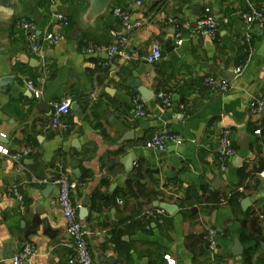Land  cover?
<instances>
[{
	"label": "crops",
	"instance_id": "crops-1",
	"mask_svg": "<svg viewBox=\"0 0 264 264\" xmlns=\"http://www.w3.org/2000/svg\"><path fill=\"white\" fill-rule=\"evenodd\" d=\"M89 1L15 0L3 6L0 0V81L11 80L0 91V146L8 151L0 153V264H13L26 244L34 248L30 264H68L71 239L54 183L61 172L76 185L72 199L94 264H167L165 256L175 264H264V109L250 108L264 90V26L251 27L248 61L242 44L243 16L264 11V0H113L88 25L83 16ZM206 8L217 24L214 37L196 31ZM115 9L128 12L136 27L125 30ZM57 12L69 19L68 29L52 23ZM21 20L35 26L39 39L55 32L62 42L33 54ZM120 37L127 38L124 58L86 53ZM154 45L162 59L151 66L146 58ZM209 77L227 80L230 90L213 94L204 84ZM137 81L153 98L142 100ZM159 94L169 98V107ZM136 95L144 103L143 118L135 112ZM66 99L72 101L67 130L44 131L52 104ZM163 129L183 142L163 152L145 148ZM224 130L231 132L237 155L222 171ZM242 136L248 137L245 150ZM128 154L135 157L130 172L123 163ZM157 203L175 210L164 212ZM211 229L219 233L213 250ZM235 239L243 246L238 257L232 254ZM8 251L12 258L4 260Z\"/></svg>",
	"mask_w": 264,
	"mask_h": 264
},
{
	"label": "built area",
	"instance_id": "built-area-1",
	"mask_svg": "<svg viewBox=\"0 0 264 264\" xmlns=\"http://www.w3.org/2000/svg\"><path fill=\"white\" fill-rule=\"evenodd\" d=\"M51 3L54 0H49ZM142 2H137V5H141ZM114 16L119 19L122 26L125 30L130 31L132 28L136 27L131 24L130 14L121 9H115L113 11ZM244 22L247 27V32L242 41L243 45L247 46V61L249 60L252 54V43L253 36L251 33V27L256 25L259 28L264 26V11L251 10L249 13H246L243 16ZM52 23L55 24L60 30L68 29L70 27L69 19L62 13H55L52 15ZM169 25L174 24L173 20L168 21ZM196 31L202 35L209 37H214L216 31V21L209 9H205L202 16L195 22ZM18 27L22 30L28 41L33 54H38L43 45L48 47H55L59 45L63 37L55 32H47L42 39H39L37 36L36 28L33 24L26 20H21L18 23ZM126 44L127 38L120 37L114 44L108 47H90L86 50V53L89 55L104 54L107 58H124L126 56ZM179 46L182 45L181 41L177 43ZM162 59V50L159 45H154L146 58V62L149 65H155ZM246 64V62H245ZM245 64L237 68L236 73H242L245 68ZM204 84L208 86L211 92L215 95H222L227 93L230 90V83L224 79H215L212 77L206 78ZM28 90L32 93L35 99H40L41 93L35 89L31 82L27 83ZM157 98L163 103L165 107L170 106L169 98L163 94H159ZM133 105L135 108L136 115L138 117H145L146 111L144 108V103L138 95L133 97ZM72 108V101L66 99L60 102H54L52 104V110L43 125V130L48 132H65L67 130V125L65 123V118L69 115ZM250 108L252 111L258 112L264 109V90L261 94L254 98L250 103ZM257 131L255 134H259ZM183 142L181 138L172 134L168 130H161L157 134L153 135L145 144V148L149 150H154L158 152H163L166 149L168 144L179 145ZM0 153L7 155L8 151L3 149L0 146ZM219 162L221 163L222 171H225V164L228 160L237 155V150L233 145L231 139V132L229 130H224L219 138V147H218ZM18 162L19 156L14 157ZM260 178L264 180V170L260 173ZM46 183V181H43ZM58 187V204L62 211V215L67 223V234L71 239V249L72 257L69 259L68 264H94L91 254L87 245V231L83 227V224L80 222L77 216V207L72 199V192L75 189L76 185L70 180V178L65 173H59L58 178L54 182ZM243 189L239 188L237 192H242ZM7 194L17 195L15 190H9ZM222 204H226V201H222ZM160 213V212H158ZM161 214V213H160ZM148 216L153 217L154 213H148ZM148 228V227H147ZM219 233L211 229L209 231V247L214 249L217 244V237ZM34 255V248L30 244L24 246L23 251L13 259V264H30V259ZM167 264H175L169 256H165Z\"/></svg>",
	"mask_w": 264,
	"mask_h": 264
},
{
	"label": "water",
	"instance_id": "water-1",
	"mask_svg": "<svg viewBox=\"0 0 264 264\" xmlns=\"http://www.w3.org/2000/svg\"><path fill=\"white\" fill-rule=\"evenodd\" d=\"M15 0H2V4L3 6H6L7 4H12ZM113 0H90L89 1V7L86 10V12L84 13L83 19L84 22L88 25H91L95 22V20L101 16H104L107 12V9L109 8V6L111 5ZM146 3H150V0H145ZM171 42H168L166 45H170ZM11 85V80L10 79H4L2 81H0V91L1 92H5L9 86ZM134 87L137 89L138 94L140 95V97L142 98L143 101H148L151 98H153L154 93L150 90H148L147 88L143 87L140 82H136L134 84ZM47 104L45 103H41L39 106L40 111L42 112H47ZM248 145V137L247 136H242L240 138V148L241 150H245L246 147ZM135 161V157L133 154H128L124 160L123 163L125 165L126 168V172H130L133 162ZM238 161H241L240 159ZM88 202V198L84 199V206L87 205ZM248 204V200H244L243 201V207H245ZM156 208H159L161 210H163L164 212L167 213H172L173 210H175L174 206L165 204V203H157L155 204ZM82 214L84 215V217L87 216V210L83 209L82 210ZM45 230H47V222L43 223ZM6 252V251H5ZM243 253V246L241 244V242L239 241V239H235L233 241V247H232V254L236 257L241 256ZM12 258L11 254L9 253H5L4 254V260H10Z\"/></svg>",
	"mask_w": 264,
	"mask_h": 264
},
{
	"label": "trees",
	"instance_id": "trees-1",
	"mask_svg": "<svg viewBox=\"0 0 264 264\" xmlns=\"http://www.w3.org/2000/svg\"><path fill=\"white\" fill-rule=\"evenodd\" d=\"M239 174H240V176H244V169H241L240 171H239Z\"/></svg>",
	"mask_w": 264,
	"mask_h": 264
}]
</instances>
